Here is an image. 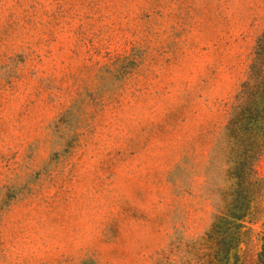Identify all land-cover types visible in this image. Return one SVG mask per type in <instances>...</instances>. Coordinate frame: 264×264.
<instances>
[{
	"label": "rangeland",
	"instance_id": "rangeland-1",
	"mask_svg": "<svg viewBox=\"0 0 264 264\" xmlns=\"http://www.w3.org/2000/svg\"><path fill=\"white\" fill-rule=\"evenodd\" d=\"M263 33L264 0H0V264H218ZM255 171L222 264H264Z\"/></svg>",
	"mask_w": 264,
	"mask_h": 264
},
{
	"label": "trees",
	"instance_id": "trees-1",
	"mask_svg": "<svg viewBox=\"0 0 264 264\" xmlns=\"http://www.w3.org/2000/svg\"><path fill=\"white\" fill-rule=\"evenodd\" d=\"M236 101L227 127L233 141L229 171L233 189L225 212L213 223L205 238L211 257L218 264L228 262L232 252L238 249L243 222L258 192L255 163L264 153V33L256 42L247 80Z\"/></svg>",
	"mask_w": 264,
	"mask_h": 264
}]
</instances>
